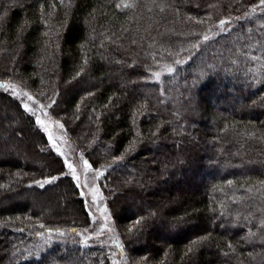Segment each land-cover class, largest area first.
<instances>
[{
  "label": "trees",
  "instance_id": "1",
  "mask_svg": "<svg viewBox=\"0 0 264 264\" xmlns=\"http://www.w3.org/2000/svg\"><path fill=\"white\" fill-rule=\"evenodd\" d=\"M231 12L219 29L214 21ZM109 58L127 65L114 72ZM0 62V82L48 105L88 163L103 170L99 188L127 260L264 264V0H0ZM243 90L257 104L239 112ZM0 101L37 136L47 168L50 160L61 172L54 184L40 187L39 177L24 186L35 169L7 153L0 189L13 190L3 173L20 178L12 198L57 188L78 225L47 229L83 231L85 201L62 178V161L19 102L6 92ZM131 174L137 184L157 180L141 208L115 200ZM21 200L0 209V264H109L96 244L36 236Z\"/></svg>",
  "mask_w": 264,
  "mask_h": 264
},
{
  "label": "rangeland",
  "instance_id": "2",
  "mask_svg": "<svg viewBox=\"0 0 264 264\" xmlns=\"http://www.w3.org/2000/svg\"><path fill=\"white\" fill-rule=\"evenodd\" d=\"M231 15L232 12L225 13L214 22L216 24H219L221 20L228 22L229 19H225L231 18ZM158 22L159 26H163L165 24V22L163 21H161L160 23V20H158ZM220 25L221 24L218 25L219 29L223 30V28L221 27H223L224 25H226L224 29L227 28V24H224L223 26ZM214 28L216 27L214 26L212 29ZM114 40L118 41L116 37L114 38ZM122 49L123 48H118V51ZM12 56H16V53L11 55V57L7 60L9 63H12ZM131 60L132 59L128 58L129 62H131ZM108 61L110 63L116 62V64L118 65L117 68H113L114 72H117L121 69V67H125L124 65H127L125 64L124 60L120 59L114 60L113 58H109ZM154 81L155 79L153 78H150L148 80V82L152 83H155ZM3 85H5V83L0 82V92H6L9 96H12L14 100H16V103H20L18 105L21 110H23L26 116H30L31 118H33V120L35 121L36 129L39 131L40 135L43 138H46L45 141L47 142L48 147L51 148L52 152L62 161V164L65 168L63 172L64 176H62V178L68 177L73 180V182H75L77 188L81 193V197L85 201L86 212L88 214L85 216L86 219L82 225L86 224L87 227H82L84 228V230L77 232L70 230L65 231V229H47L61 225L77 227L78 224L76 223V221H73L75 219V216L73 215L74 212L70 209L68 202L64 205H61L62 197L64 196V194L57 188L51 190L52 192H49L50 194H43L42 192L36 193L33 191H29L28 193H26L24 189H21L19 193V199L17 196H13L12 198L11 195H15L16 191L20 190L19 185H21V183L17 180L20 179L18 175L9 176L4 173L2 174L3 179L5 181L9 180V182L11 183V186H9L8 188H12L13 190H11L10 192L7 191L8 193H3L2 190H5L0 189V209L2 210L4 208H9L11 205H13V202H23L21 199L26 197V203H28L31 209V215L27 216V220L29 221L28 224H32V226H35L37 228L35 234L36 236L41 237L43 233L50 236L47 237L49 240L51 236H53L52 238H55L54 236L60 235V237H66L68 241L69 239H78L81 243L84 244H96L104 249L108 254L109 264H134V262L127 260V258L121 251L122 248H120V244H118V242H120L121 240L120 228L119 226L114 224L113 220L111 219L105 204V198L99 188L103 170L93 168L92 166L91 168H89L85 165L84 162L87 160L74 145L73 141L66 135L62 124L60 123L56 115L51 111V109H49L48 105H40L32 96L31 97L33 99L29 100L28 96L30 95H24L25 92L16 87V85L14 84H7L10 85V87L7 88L3 87ZM58 86L62 91V84L60 81L58 82ZM242 94L243 96H245V99L248 98V101L244 99V103L239 104V112H245L247 106L246 104L248 103L255 107L254 105L257 104V101L255 99H252L251 97L249 98L248 92L244 90ZM4 103L5 104L0 101V105H7V110H5V108L3 107L0 108V156H2L0 158H6L4 154H12L19 157V162H22L23 164H25V166H28L31 169H35V173H32L30 171L28 176H26V174L23 175L25 178L23 184L24 186H26L25 184L31 178L39 179V177H41V181H44L47 177L50 178L53 177V175H55L56 173H61L60 170H58L59 164L52 163V161L50 160V167L47 168L46 164L44 163L46 154L43 152L46 151V149L44 150L41 146L37 145V136H35V134H33L31 131L27 130V127L23 123V121L21 119H18L13 114V108H11L12 105L10 106L7 101H5ZM25 105H28V108L31 109V111L26 110ZM58 112L62 113L63 107H58ZM79 127H82V122L80 119L74 122V129L76 130ZM49 136H51V140L49 139ZM65 161H67V164L73 165L75 174L77 177H79V180L73 178ZM119 171L122 172V170ZM156 181L157 180L153 178L150 183L148 182L146 184L143 181L142 183L137 184V176L135 177L133 174H131L130 178L127 177L125 178V180H122V189H114L118 194L115 197L117 204L129 205L132 208H141L145 205V195H147V192L150 189L156 187ZM54 183L55 182L53 181L52 184ZM50 184L46 183L44 184V186ZM147 208L151 212L153 210H156L157 217H159L158 215L160 210L157 208V206H147ZM241 217L242 216H240L239 219H241ZM17 224L24 226L23 222ZM61 233H63V235H61ZM46 243H48V241H45L41 244H36V246L32 245V247L35 246V248L41 249L46 245ZM2 255L3 252L0 251V256Z\"/></svg>",
  "mask_w": 264,
  "mask_h": 264
},
{
  "label": "snow or ice",
  "instance_id": "3",
  "mask_svg": "<svg viewBox=\"0 0 264 264\" xmlns=\"http://www.w3.org/2000/svg\"><path fill=\"white\" fill-rule=\"evenodd\" d=\"M118 6H119V5H118ZM130 6H131L130 4H127V3L124 4V7H130ZM225 23H226L225 21H221V26H223ZM205 39H206V40L208 39L207 36H205ZM177 63H179V61H177ZM168 71H169V72H172V71H174V69L169 68ZM158 75H159V74H157V76H158ZM3 87L7 88V87H10V85L5 84V85H3ZM24 95H27V93H25ZM28 99H29V100H32L33 98H32L31 96H28ZM25 109L31 111V109L28 108V105H25ZM138 135H139V133H138ZM49 139L51 140V136H49ZM121 159H122V157H121ZM65 163L67 164V161H65ZM84 163H85V165H86L87 167L91 168V165L88 164L87 161H85ZM67 166H68V168H69V170H70V173H71V175L73 176V178L79 180V177H77L76 174H75V169H74L73 165H72V164H67ZM56 179H57V177L53 176V177H50V178H46L44 181H35V183H36L37 185H39L40 187H44V184H46V183H47V184H50V183H52L53 181H55ZM136 223L139 224L140 221L138 220ZM130 231H131V230H130ZM61 235H63V233H61ZM85 243H86V240H85ZM190 250H191V249H190Z\"/></svg>",
  "mask_w": 264,
  "mask_h": 264
}]
</instances>
